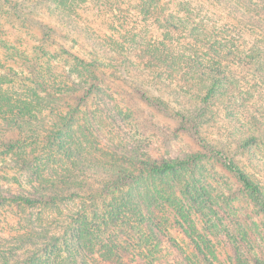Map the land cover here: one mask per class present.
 Here are the masks:
<instances>
[{"label":"trees","instance_id":"obj_1","mask_svg":"<svg viewBox=\"0 0 264 264\" xmlns=\"http://www.w3.org/2000/svg\"><path fill=\"white\" fill-rule=\"evenodd\" d=\"M2 1L11 5L8 0ZM68 1L33 0L29 10H22L17 4H13L12 13H6L18 19L23 15L24 21L33 22L43 34V42L55 43L59 40L70 47L78 46L80 42L86 43L92 56L96 58H85L59 46L61 53L74 62L71 73H76L78 78L74 86L76 90L82 89V95L78 97L79 103L86 101L98 84L114 85L106 77L110 73H102L103 78H90L87 75V71L94 67L106 69L100 60L106 58L123 75L124 79L122 76L119 79L121 83H126L125 78H130L131 89L138 98L149 106L164 111L169 119L180 122L176 130L193 136L203 153L189 154L183 159L145 162L136 160L132 155L123 153L119 147L113 146L109 156H114L116 160L112 159L115 163L111 164L107 161L83 159L80 153L73 151L65 152L63 157L70 164L74 163V157L83 163L78 165L80 172L77 176L64 170L66 175L59 176L56 173L53 179L48 180L42 179L39 172L33 171L30 173L33 177L32 182L29 181L31 184L23 191L20 190V193L11 190L0 192V204L14 203L33 207L75 198L89 199L92 215L100 218L105 229L115 228L121 236L126 237L129 234L122 228H127L129 233L133 232L135 242L144 240L153 243L148 248L134 252L116 245L104 246L102 256H107L109 261L115 259L117 264H123L127 254L131 255L136 264H208L211 260L216 261L212 241L207 236L219 237V233H213L219 227L216 218L221 212V206L205 180L193 176L201 173L199 167L204 161L212 160L234 178L264 219V118L257 117L256 111L250 112L249 108L234 104L236 96L232 82L229 81L235 74L234 69L249 71L257 59L264 56L254 48H249L242 54L238 52V48L226 47L204 27L200 14L196 11V0H173L174 8L171 11L168 10V3L172 0H135V8L144 19L148 18L151 30H142L135 36L130 32H123L119 38L122 43L111 37V47L102 44L86 26L78 22L80 13ZM208 1L225 11L232 21L246 31L264 37V0ZM55 2L63 5V8ZM155 30L162 31L168 40L164 39V43L149 40ZM245 56L248 61L244 60ZM259 76L264 80V71ZM40 83L41 80L36 83L39 90L42 89ZM204 85L207 88L200 96ZM151 92L159 93L160 96H152ZM48 97L49 94L44 97L37 95L33 100L40 103ZM55 100L57 99H52ZM219 105L223 106L222 123H219L221 119L217 120L220 113L216 108ZM30 108V104L26 103L24 107H14L15 110L7 117L0 118V157H12L17 170L27 175L33 168V163L38 161L31 151H25L24 146L35 138L22 134L36 118ZM239 108L246 110L239 111ZM236 110L239 111L238 114ZM213 131L214 138L209 142L208 134ZM6 133L10 136L6 137ZM52 138L62 143L64 136L61 131H57L51 136L47 135L43 142L49 144ZM34 143H37L36 140ZM121 156L123 159H120ZM71 169L75 170L73 167ZM91 173L103 178L97 182L96 187L91 182L87 184L76 179L85 178ZM154 180H159L166 189L160 191ZM174 224L192 245L189 249L181 248L172 240V248L176 254L160 247V243L172 235L167 225ZM199 227L203 232L200 237ZM233 236L236 244H241L246 239L253 243L247 252L248 259L244 262L264 264V239H259V235L252 239L247 228L233 230ZM127 238V242H130L131 239ZM228 239L222 240L220 245L227 247ZM14 253L13 258L16 257ZM0 260L2 261L1 256ZM237 260L241 258L238 257ZM1 261L0 264H7V260H4L5 263Z\"/></svg>","mask_w":264,"mask_h":264},{"label":"rangeland","instance_id":"obj_2","mask_svg":"<svg viewBox=\"0 0 264 264\" xmlns=\"http://www.w3.org/2000/svg\"><path fill=\"white\" fill-rule=\"evenodd\" d=\"M8 1L11 5L0 0V111L2 113L0 118L10 115L12 110H15L14 107L21 108L26 103L30 104V109L33 110L36 118L25 128L24 133L22 131V134L35 138L37 143H34L35 140L28 141L24 146L25 151H31L38 161L33 163V168L27 175L17 170L12 157L1 156L0 192L11 190L20 193V190L23 191L31 184L29 181L32 182L33 177L30 173L33 171L39 172L42 179L48 180L53 179L56 173L59 176L64 175V170H67L68 174L77 176L80 172L78 165L83 163L78 162L74 157L72 159L74 163L70 164L63 157L65 152L73 151L80 153L83 159L107 161L111 164L115 163L112 159L116 160L114 156L110 157L113 146L119 147L129 156L132 155V158L145 162L183 159L189 154L203 153L193 136L176 130L180 122L169 119L164 111H159L138 98L136 92L131 89L130 78H125L126 83L125 81L121 83L119 79L123 75L118 73L116 66L106 58L104 60L99 58L106 69L94 67L87 71V75L90 78L93 76V78H103L102 73H110L106 77L110 82H114V85L96 84L98 87H95L92 95L86 101L79 103L78 97L82 95V89L76 90L74 86V83L78 82L76 73H71L75 66L74 62L66 54L61 53L62 49L59 46L85 58H96L92 56L90 48L85 42L71 47L62 44L59 40L55 43L43 42V34L33 22L24 21L23 15L18 19L6 13H12L13 4H17L22 10H29L34 3L33 0ZM68 2L80 13L78 22L86 26L89 32L107 47H111L109 45L112 44L109 43L112 42L109 40L111 37L122 43L119 38L123 32H130L135 36L142 30L149 32L152 28L148 18L144 19L135 8V0H69ZM55 4L63 8V5L57 2ZM168 4L170 8L168 10L171 11L174 8V1ZM195 4L198 6L196 11L200 14L204 27L226 47L238 48V52L242 54L243 51L254 48L264 56L262 35L246 31L232 21L225 11L212 5L208 0H196ZM164 39L168 40L162 31L155 30L149 40L164 43ZM244 60L248 61V57L245 56ZM234 70L235 74L229 80L232 82L236 96L234 104H237V107L245 106L250 112L256 111L257 117L264 118V80L259 76L264 71V57L257 59L249 71ZM40 80L41 90L36 88V83ZM205 88L207 85H204L202 91L200 90V96L203 95ZM58 90L61 92H57ZM48 94L50 97L41 100L40 103L36 102V99L33 100L37 95L44 97ZM151 94L160 96L156 92ZM52 99L57 100L52 101ZM222 107L219 105L216 108L220 113L217 120L224 117L221 113ZM222 122L221 119L219 123ZM57 131H61L64 136L62 143L53 138L49 144L43 142L47 135L51 136ZM5 135L10 136L9 133ZM208 136L207 140L212 142L214 131ZM120 159H123L122 156ZM72 167L75 170H72ZM199 172L201 173H196L193 177L205 180L221 206V212L216 218L219 227L216 229L217 232L213 233H219V237L209 234L207 236L212 241L217 259L211 260L208 264H247L244 261L248 259L247 252L253 243L250 239H246L241 244L239 242L236 244L232 239L233 230L247 228L252 239H256L258 235L259 239H264L263 215L234 178L215 162L204 161L199 167ZM76 179L83 180L87 184L91 182L96 187L97 182L103 178L91 173L85 178ZM154 182L160 191L166 189L159 180ZM90 206L89 199L78 198L33 207L14 203L0 204V253L4 255H0L2 259L0 261L5 263L7 260V264H117L115 259L109 261L107 256H102L105 251L104 246L116 245L131 252L152 246L153 243L149 241L135 242L133 232L129 233L127 228L122 229L130 235H126L128 240L131 239L130 242H127L126 237L121 236L117 229H105L100 218L92 215ZM167 227H170L169 233L172 235L168 240L160 243L161 249L166 248L172 254H176L172 248L173 241L181 248L192 247L182 230L175 224ZM202 233L200 230L199 237L203 235ZM227 239L230 243L227 244L228 248L222 247L220 243ZM13 252L16 254L15 258L12 257ZM238 257L243 262L238 261ZM125 259L123 264H136L130 254H127Z\"/></svg>","mask_w":264,"mask_h":264}]
</instances>
